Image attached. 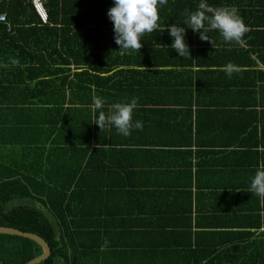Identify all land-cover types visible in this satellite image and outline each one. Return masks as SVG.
Returning a JSON list of instances; mask_svg holds the SVG:
<instances>
[{"label":"crops","instance_id":"1","mask_svg":"<svg viewBox=\"0 0 264 264\" xmlns=\"http://www.w3.org/2000/svg\"><path fill=\"white\" fill-rule=\"evenodd\" d=\"M216 1L237 8L248 32L237 44L213 31L209 40L225 43L188 44L190 54H203L190 66V56L169 49L157 53L161 64L141 67L148 74L127 77L143 89L133 96V122L142 121V130L124 137L114 127L96 129L86 152L84 116L70 128L77 140L46 123L45 142L31 149L18 142L39 137L40 128L25 137H15V125L0 128L6 165L17 163L23 174L28 167L35 181H44L34 174L45 166L48 180L70 196L73 216L66 220L87 246L78 253L84 264H211L218 248L223 259L230 245L258 237L264 245V198L248 192L264 164V92H250L264 88V0ZM229 62L244 69L230 79L220 71ZM11 69L0 75L7 85L0 88V118L7 117L1 107L20 100L24 89Z\"/></svg>","mask_w":264,"mask_h":264},{"label":"trees","instance_id":"2","mask_svg":"<svg viewBox=\"0 0 264 264\" xmlns=\"http://www.w3.org/2000/svg\"><path fill=\"white\" fill-rule=\"evenodd\" d=\"M42 1L47 13V23L44 24L39 22L26 0H0V12L6 14L11 24L8 31L4 24H0V75L4 71L8 74L12 66V76L24 84L23 92L32 93L28 98L21 92L20 100L10 102L12 106L1 107L7 117L0 118V128L6 123L15 125V137H25L30 131H42L37 138L29 137L18 142L23 143L24 149L45 142L43 125L46 123H50L51 130L72 134L71 126L77 125V117L84 116V120H79L85 136L82 143L86 152L93 151L91 134L99 130L93 122L99 111H104V108L94 109V96L102 97L104 105H112L129 103L137 92H142V88L136 87L131 80L127 82L126 78L141 72L148 74L149 71L141 69L145 65L161 64L155 58L162 51L171 49L169 25L185 28L187 46L190 43L200 46L204 42L198 32L185 25L200 0H168L166 6L162 5L159 28L141 38L143 47L139 52L119 50L115 43L113 24L107 16L108 9L114 6L113 0ZM206 2L219 7L216 0ZM210 41L206 43L222 45L224 42L222 39ZM198 55L203 54H190L186 65L190 66L191 57ZM2 86L7 87L0 81V88ZM250 92L261 93L264 88L258 86L254 90L252 87ZM105 111L109 113L110 109ZM5 134L2 129V141ZM72 136L77 140L75 134ZM14 166L6 165L0 157V225L35 233L45 240L49 255L36 264H84L78 253L87 246L78 243V231L74 230L77 224L69 226L66 220V215L73 216L68 209L70 196L48 180L45 166L34 174L41 175L44 181L30 178L28 167L23 174L16 169L17 163ZM14 199L24 200L9 204ZM28 200H33L34 204ZM47 211L56 220L46 216ZM219 249L214 251L216 255L211 264H264V245L259 237L237 248L230 245L228 258H219L222 251ZM40 253L41 247L34 240L0 233V264H22Z\"/></svg>","mask_w":264,"mask_h":264},{"label":"clouds","instance_id":"3","mask_svg":"<svg viewBox=\"0 0 264 264\" xmlns=\"http://www.w3.org/2000/svg\"><path fill=\"white\" fill-rule=\"evenodd\" d=\"M168 0H113V5L108 9L107 16L113 24L114 41L119 50L139 52L143 47L141 38L151 34L159 28V10L162 5H167ZM207 23V26H206ZM185 25L194 32L199 33L202 41L209 40L207 33L210 30L217 31L226 43H241L248 32V27L238 14L235 7H212L206 0H200L197 10L194 11ZM164 28L161 30L163 31ZM169 34L172 43L169 46L178 55L184 58L190 56V50L185 43V28L169 25ZM16 63V61H13ZM244 69L231 62L220 68L230 79L234 73H240ZM104 99L99 96L93 97L95 110L104 108ZM137 106V98H132L129 103H115L111 111L105 113L99 111L95 123L100 130L114 127L118 134L128 137L133 129L142 130V121L133 122V110ZM248 192L264 198V164L255 172L251 178ZM107 241H105V246Z\"/></svg>","mask_w":264,"mask_h":264},{"label":"water","instance_id":"4","mask_svg":"<svg viewBox=\"0 0 264 264\" xmlns=\"http://www.w3.org/2000/svg\"><path fill=\"white\" fill-rule=\"evenodd\" d=\"M0 233L18 235L21 237L32 239L41 247V253L39 255L23 262L22 264H36L49 255V246L47 245L44 239H42L40 236H38L35 233L22 231L14 227L3 226V225H0Z\"/></svg>","mask_w":264,"mask_h":264},{"label":"built area","instance_id":"5","mask_svg":"<svg viewBox=\"0 0 264 264\" xmlns=\"http://www.w3.org/2000/svg\"><path fill=\"white\" fill-rule=\"evenodd\" d=\"M32 7L33 12L37 16L40 23H47V13L43 5L42 0H26ZM0 24L5 25V29L8 31L11 29V24L6 18V14L4 12H0Z\"/></svg>","mask_w":264,"mask_h":264},{"label":"rangeland","instance_id":"6","mask_svg":"<svg viewBox=\"0 0 264 264\" xmlns=\"http://www.w3.org/2000/svg\"><path fill=\"white\" fill-rule=\"evenodd\" d=\"M23 200H24V199H14V200H12L9 204H12V203H14V202H16V203H17V202H23ZM28 202L34 204L33 200H28ZM38 208H39L41 211H43V208H42V207H39V204H38ZM46 216L50 217L49 214H46Z\"/></svg>","mask_w":264,"mask_h":264}]
</instances>
